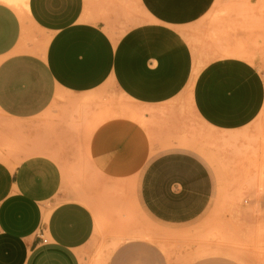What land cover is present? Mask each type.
<instances>
[{
    "label": "crops",
    "instance_id": "0c3cea01",
    "mask_svg": "<svg viewBox=\"0 0 264 264\" xmlns=\"http://www.w3.org/2000/svg\"><path fill=\"white\" fill-rule=\"evenodd\" d=\"M246 5L138 0L143 20L120 10L86 21L85 0H27L22 16L0 3V264H81L96 222L61 195L53 154H74L98 179L136 182L141 209L160 226L183 228L208 210L210 171L189 152L152 144L148 128H170L160 117L145 125L115 106L89 117L83 102L70 111L58 97L82 101L109 87L131 105L159 110L187 93L206 126L247 128L264 106V82L223 46ZM214 39L219 45L198 59L201 43L212 49ZM5 139L15 152L2 149Z\"/></svg>",
    "mask_w": 264,
    "mask_h": 264
},
{
    "label": "rangeland",
    "instance_id": "374dc122",
    "mask_svg": "<svg viewBox=\"0 0 264 264\" xmlns=\"http://www.w3.org/2000/svg\"><path fill=\"white\" fill-rule=\"evenodd\" d=\"M247 2L238 19L230 22L223 46L253 64L264 82V0ZM120 10L143 20L138 0H85L83 19L99 20ZM217 43L212 40V49L201 43L198 59L205 60L206 49L209 55ZM58 100L61 108L70 111L83 102L89 117L114 106L115 113H127L145 125L160 117L170 128H159L160 133L148 128L152 144L158 143L160 152L181 150L195 155L214 182L208 210L186 227L169 228L143 212L136 182L98 179L74 154L71 158L53 154L62 172L61 195L86 206L99 222L80 255L81 264H264V106L247 128L223 132L194 116L187 93L159 110L131 105L109 87L82 101L70 95ZM94 105L99 108L96 112ZM70 130L75 138L80 135V128ZM0 138L4 139L1 128ZM4 142V151L15 152L10 150L12 140Z\"/></svg>",
    "mask_w": 264,
    "mask_h": 264
},
{
    "label": "bare ground",
    "instance_id": "6f19581e",
    "mask_svg": "<svg viewBox=\"0 0 264 264\" xmlns=\"http://www.w3.org/2000/svg\"><path fill=\"white\" fill-rule=\"evenodd\" d=\"M0 3L10 6L14 10H16L18 13L19 11H22V10L25 11L27 8V0H0ZM96 225H99L98 220L96 221Z\"/></svg>",
    "mask_w": 264,
    "mask_h": 264
},
{
    "label": "built area",
    "instance_id": "2783aa9c",
    "mask_svg": "<svg viewBox=\"0 0 264 264\" xmlns=\"http://www.w3.org/2000/svg\"><path fill=\"white\" fill-rule=\"evenodd\" d=\"M43 242H45V241H43Z\"/></svg>",
    "mask_w": 264,
    "mask_h": 264
}]
</instances>
